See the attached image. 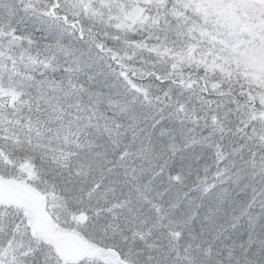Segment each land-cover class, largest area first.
Listing matches in <instances>:
<instances>
[{"label": "snow or ice", "instance_id": "obj_1", "mask_svg": "<svg viewBox=\"0 0 264 264\" xmlns=\"http://www.w3.org/2000/svg\"><path fill=\"white\" fill-rule=\"evenodd\" d=\"M0 264H264V0H0Z\"/></svg>", "mask_w": 264, "mask_h": 264}]
</instances>
